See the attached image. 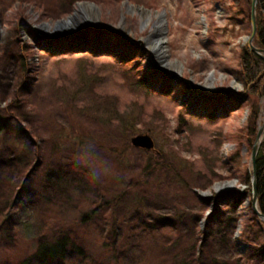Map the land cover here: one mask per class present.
I'll list each match as a JSON object with an SVG mask.
<instances>
[{"label":"rangeland","instance_id":"374dc122","mask_svg":"<svg viewBox=\"0 0 264 264\" xmlns=\"http://www.w3.org/2000/svg\"><path fill=\"white\" fill-rule=\"evenodd\" d=\"M251 10L247 0H0V118L9 121L0 133V264L32 256L45 215L73 228L99 264H234L264 244L250 188L241 192L248 185L229 162L237 151L252 167L238 140L251 119L239 75ZM70 18L60 37L119 32L149 52L138 68H151L153 89L109 55L47 53L55 24ZM168 81L190 90L165 96ZM226 95L238 109L219 102ZM204 97L215 120L198 105ZM140 134L155 150L131 145Z\"/></svg>","mask_w":264,"mask_h":264},{"label":"trees","instance_id":"16d2710c","mask_svg":"<svg viewBox=\"0 0 264 264\" xmlns=\"http://www.w3.org/2000/svg\"><path fill=\"white\" fill-rule=\"evenodd\" d=\"M248 4L251 5L252 0H247ZM251 12L248 14V20L251 24L250 19ZM257 35L255 39V47L264 50V0H259L258 13H257ZM51 55L60 54H71V53H82L88 52L92 55H109L115 62L134 73L137 82L144 87L146 90L153 89L151 84L152 70L148 66H144L143 74H140L138 61L148 59L149 52L143 48L135 45L128 36H122L119 32H100L96 29H85L80 35H70L67 37H60L49 39L44 49ZM149 65V64H148ZM26 64L23 65V68ZM148 68V70H147ZM25 71H28L25 69ZM242 84L244 85L245 96L247 102L249 101L251 107V119L249 123L242 128L239 132L238 140H241L247 151L252 154V149L256 143V137L258 135L260 126L259 122L262 120L261 111L264 102V60L258 55L254 54L246 46L242 48V55L240 60V72ZM24 87V86H23ZM174 89H179L181 92L188 91L190 88L188 84L182 82L179 86H173L172 81H168L165 85V90L162 92L165 96H171ZM226 98H220L219 102L223 103L228 111H235L238 109L239 100L236 97L226 95ZM212 98L204 97L199 99L201 111L208 120H215L216 113L212 111ZM206 114V115H205ZM222 115L224 113H221ZM223 117V116H222ZM9 121H4V118H0V133L8 130ZM264 121L262 122V125ZM18 132L24 130L18 127ZM264 139V138H263ZM129 140L126 143L124 151L130 149ZM245 149V150H246ZM256 163V183H257V194H258V205L259 210L264 215V140L259 149ZM239 157L238 152L233 153L229 162L240 171L239 183L247 184L251 186L253 177V167L243 162V158ZM31 175H27L25 180L27 183H31ZM96 189H91L93 197H96L97 201H101L100 207L105 204H109L105 196L100 192L96 194ZM251 197L253 194L250 190ZM9 206V205H8ZM100 207L98 209H100ZM95 211L92 210L89 215L86 216L87 220L95 216ZM43 233L39 235L36 251L28 259H23L21 264H29L31 260H39L41 264H99L98 260H93L90 256L85 241L82 238L73 234V228L68 227L67 229H59L56 223L52 222V218L48 215L44 216ZM234 220V219H232ZM258 224H260L258 222ZM80 225V224H79ZM263 225V223H262ZM261 226V224H260ZM264 231V226H262ZM3 230V229H1ZM246 252L241 254V258L234 264H264V244L258 248L248 247ZM74 253L73 258H69V255ZM225 264V263H223Z\"/></svg>","mask_w":264,"mask_h":264},{"label":"water","instance_id":"95a60500","mask_svg":"<svg viewBox=\"0 0 264 264\" xmlns=\"http://www.w3.org/2000/svg\"><path fill=\"white\" fill-rule=\"evenodd\" d=\"M258 5H259V0H252V4H251L252 10H251V17H250V19H251V30L252 31H251V34L245 38V40H244L245 44L244 45L247 46L251 52L258 55L260 58H262L264 60V50L260 49L258 47H255V45H254L256 35L258 32V30H257ZM77 6L79 7V10H81V12H83L84 8H90L93 10L95 9L97 13L99 12V9L93 3H91V4L80 3V4H77ZM130 10H133V8L130 7ZM75 14H77V13L75 12ZM70 21H71V18L68 20H61V21H59V23H56L54 28H53L54 33L50 34V36L52 38L59 39L60 35H61V31H64L67 29V27H69ZM70 34H69V36H70ZM64 37H67V36H64ZM158 44L160 45V44H162V42H159ZM263 138H264V124L259 129L258 135L256 137L257 140H256V143H255L253 149H252L253 151L251 154V164H252L253 172H254L253 177H252V181H251L252 185L251 186H243L241 189L242 190L241 192H243L244 190L250 188V190L253 194V199H251L252 200L251 205H253L254 213L256 216H258V222L260 224L264 223V215H262V213L260 212L259 205H258V194H257V183H256V178H257V175H256V163H257V161H256V159H257V156L259 154V151H260L259 149L261 147V144L264 140ZM131 145H133V147H135L136 149H140V150L144 149L146 151L155 150V146H156V144L154 143L153 137L150 135H144V134H140V136L133 137L131 139ZM235 186H236L235 180L230 181V182H226L224 184H218L216 186L215 192H216V194H218V196H220V194H223L227 191H230V189H234ZM209 195H210V193L207 192V193H202L201 196H203L204 198H209Z\"/></svg>","mask_w":264,"mask_h":264},{"label":"bare ground","instance_id":"6f19581e","mask_svg":"<svg viewBox=\"0 0 264 264\" xmlns=\"http://www.w3.org/2000/svg\"><path fill=\"white\" fill-rule=\"evenodd\" d=\"M87 10H93V9H90V8H84V9H83V12H86ZM94 11H96V10L94 9ZM161 42H162V41H161ZM158 43H159V42H158ZM155 46H156L155 48L158 49V47H160L161 45L156 44ZM230 190H231V189H230Z\"/></svg>","mask_w":264,"mask_h":264}]
</instances>
